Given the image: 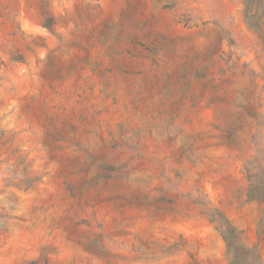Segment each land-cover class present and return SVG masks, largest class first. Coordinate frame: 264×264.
I'll use <instances>...</instances> for the list:
<instances>
[{"label":"rangeland","instance_id":"obj_1","mask_svg":"<svg viewBox=\"0 0 264 264\" xmlns=\"http://www.w3.org/2000/svg\"><path fill=\"white\" fill-rule=\"evenodd\" d=\"M263 12L0 0V264H228L226 221L264 256Z\"/></svg>","mask_w":264,"mask_h":264},{"label":"trees","instance_id":"obj_2","mask_svg":"<svg viewBox=\"0 0 264 264\" xmlns=\"http://www.w3.org/2000/svg\"><path fill=\"white\" fill-rule=\"evenodd\" d=\"M249 1L252 0H248V2ZM263 15L264 12L257 16L258 21L253 24L249 21L247 15L246 18L252 27L259 28V25L262 23ZM251 17H256V15L253 14ZM52 22V17H48L45 19L44 26L51 29ZM251 178L252 183L248 191L249 199L264 203V165L260 164V172L251 175ZM221 232L226 245L228 264H264V256L261 247L263 238L261 234L259 241L255 245H249L242 240L241 231L230 221L225 222Z\"/></svg>","mask_w":264,"mask_h":264},{"label":"crops","instance_id":"obj_3","mask_svg":"<svg viewBox=\"0 0 264 264\" xmlns=\"http://www.w3.org/2000/svg\"><path fill=\"white\" fill-rule=\"evenodd\" d=\"M221 104V103H218ZM223 105H219V107L221 106H225L226 108H229L232 104L230 102H223ZM209 103H204L203 105H198L196 108H198V110L196 111V119L198 121H200L203 126H207L210 125L211 126V120L212 118L207 117V114L209 112L210 109H215L216 104L214 105H210V107L208 106Z\"/></svg>","mask_w":264,"mask_h":264}]
</instances>
